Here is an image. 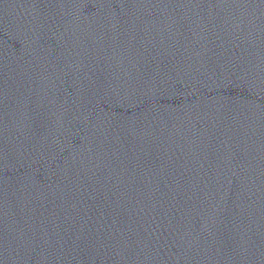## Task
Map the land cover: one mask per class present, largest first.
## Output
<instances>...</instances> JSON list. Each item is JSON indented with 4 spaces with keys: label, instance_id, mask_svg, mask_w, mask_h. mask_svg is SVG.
<instances>
[{
    "label": "water",
    "instance_id": "95a60500",
    "mask_svg": "<svg viewBox=\"0 0 264 264\" xmlns=\"http://www.w3.org/2000/svg\"><path fill=\"white\" fill-rule=\"evenodd\" d=\"M0 264H182L98 206L0 156Z\"/></svg>",
    "mask_w": 264,
    "mask_h": 264
}]
</instances>
